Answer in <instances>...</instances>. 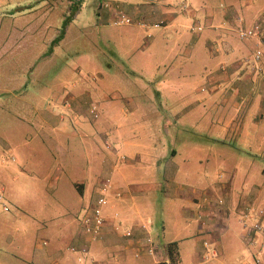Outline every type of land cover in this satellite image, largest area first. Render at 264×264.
<instances>
[{
    "label": "rangeland",
    "instance_id": "obj_1",
    "mask_svg": "<svg viewBox=\"0 0 264 264\" xmlns=\"http://www.w3.org/2000/svg\"><path fill=\"white\" fill-rule=\"evenodd\" d=\"M235 1L238 7L237 0ZM127 2L142 5L146 0H0V264H26L22 260H7L16 252L15 242L24 232H31L39 240L46 239L51 242L50 228L39 231L42 229L43 220L36 213L35 207L38 205L45 212L43 217L47 218L45 223L48 227L52 225L53 229H57L58 225L70 218L75 219L74 225L80 228V195L77 194L73 199L65 189H72L70 179L74 172L77 175L82 173L84 165L81 164L86 160L81 157L79 163H71L74 159L73 153L76 157L80 156L85 146L89 152H99L98 144L90 143V138L84 132L91 133L94 127H115L124 123V116L117 112L130 97L138 101L140 107L136 112L138 114L127 120V125L159 129V133L155 135L158 136V141H166V147L159 146L167 152L172 148L176 150L174 161L180 171L175 175L174 183L200 189L217 186L225 181L232 166L239 159L247 157L249 160V153L259 168L264 167V145L259 141L251 137L247 141L243 134L232 137L234 132L226 133L223 131L225 127H221L219 132L220 126H216L214 133L210 119L199 123L200 113L211 111L209 103L206 106L205 102L196 104L199 107H194L191 116H175L179 111L178 104L183 108L182 100L179 101L182 96L187 95L185 99L189 104L194 103L190 96L195 99L197 95L207 93L200 92L199 87L202 90L207 89L202 84L205 83V74L209 71L202 66L197 69L199 61L205 56L197 57L195 53V61L192 60V55L190 59H186L196 69L197 74L194 77L199 78L194 80L192 86L183 83L184 80L176 72L168 75V70L165 71L164 68V64L167 67L170 62H173V68L178 61L179 64L183 62L176 43H183L186 38L195 39L196 32L190 30V25L198 17L186 16L166 21L167 18L162 19L160 14L154 21H157L159 27L152 26L148 30L139 28L140 32L137 34L133 33L131 26H127L139 24L130 15L133 19L131 24L114 26L109 24V19L106 20L109 17L105 11L112 13L114 17L115 6L128 15L119 4L123 6ZM102 3L108 5L102 6ZM243 5L245 8L252 5L250 12L254 5L258 8V12L255 11L258 14H250L248 22L252 23L264 16V0L247 1ZM228 22L235 24V27L230 28L231 23ZM250 22L246 24L244 21L242 24L248 25ZM227 23L229 29L235 33L239 24L232 19ZM216 24L219 25L220 21ZM22 27H28L32 32L21 37L16 34V30ZM147 31L152 34L151 40L145 37ZM205 32L215 33L204 27L201 34ZM178 33L182 35L178 37ZM216 33L222 35L223 30ZM218 38L215 36L214 41ZM199 45L200 43L197 46ZM118 53L124 54L123 57H117ZM215 61H210L211 65ZM157 62H161L162 66L158 78L153 76L154 81L151 78V81H147L148 78L135 77L129 73V68L151 67ZM190 91L192 92L189 96ZM72 93L84 105V110L80 116L70 118V115L65 116L68 113L65 105L66 99ZM95 104L99 109V116L96 118L89 114V108ZM109 104L110 107H107ZM39 111L44 115L52 112L54 119L59 120V125L46 123L43 120L45 116L39 115ZM61 127L68 128L67 134ZM92 134L94 141H102L99 133ZM262 137L264 141V134ZM225 140L228 143L224 144ZM185 157L191 160L202 158L196 163L183 164ZM206 159H209L208 162ZM250 165L255 167L254 163ZM75 168L78 169L75 171ZM217 172H222L219 176L221 179ZM54 177L59 178L58 191L45 193L43 190L52 188ZM36 189L46 195L40 197V202L32 205L36 198ZM221 201L222 203L217 201L219 205L223 204L222 199ZM261 202L255 199L249 206L258 207ZM168 204L165 202L164 207ZM65 207L70 213L60 212ZM239 214L242 222L243 213L240 211ZM167 217L170 216L167 214ZM233 218L229 223L230 229L241 230L236 217ZM192 224L195 226L191 219L189 225ZM190 231V228L185 229L183 236L187 237L180 242L179 259L176 256L174 264H226L223 260L222 263H205L199 256L193 261L200 242L191 238ZM165 233L169 234L168 226ZM8 237H11L9 243ZM169 238L166 236V240ZM230 239L233 238H228V243ZM237 244L239 245L233 239L230 254L234 256L231 262H234L233 259H236L235 262L240 260L237 254L241 249ZM246 253L245 251L244 254ZM206 257L211 260L215 256ZM246 261L249 263L250 257ZM167 264L171 262L168 260Z\"/></svg>",
    "mask_w": 264,
    "mask_h": 264
},
{
    "label": "crops",
    "instance_id": "obj_2",
    "mask_svg": "<svg viewBox=\"0 0 264 264\" xmlns=\"http://www.w3.org/2000/svg\"><path fill=\"white\" fill-rule=\"evenodd\" d=\"M163 1L162 3L161 0H146L142 5L131 2H127L123 6L121 3L119 4L128 15L142 23V25H127L131 26L133 33L136 32L137 34L140 32L139 28L148 30L152 26L159 27L154 26L157 22L154 21L160 14L162 19L167 18L166 21L186 16L198 17L190 25V30L196 32L195 39L193 37L191 40L186 38L183 43L178 41L176 43L179 46V54L183 57V62L179 64L178 61L174 68L172 67L173 62H170L167 67L164 64V68L165 71L168 70V75H173L176 72L179 77L181 76L180 79L184 80L183 83L192 86L194 80H199V78L194 77L197 74L196 69L186 59H190L192 55L194 56L192 60L195 61V53L197 57L205 56L202 61H199L197 69L202 66L204 70L209 71H207L208 74H205V83L202 84L207 86V89L203 88L204 90H202L199 87L200 90H198L207 93L197 95L193 99L190 96L193 89L190 91L189 96L194 103L189 104L186 103L185 99L187 95L182 96L179 101L182 100L183 108L178 104L179 111L175 116H191L194 113V107H199L196 104L205 102L204 106H206L209 103L211 111L205 110L200 113L199 123L210 119L214 133H216V126H220L219 132L222 130L221 127H225L223 131L225 130L226 133L234 132L232 137L243 134L247 141L251 137L264 145L262 140L264 134V77H262V74L250 70L251 66L243 63V58L252 56L256 48L255 42L249 40L239 41L237 27L234 33L229 29L228 23H231L230 28H234L235 24L232 22L227 23L230 19L235 23V17L242 18L246 21V24L249 23L248 16L254 14L258 8L254 5L250 12L249 8L252 5L245 8L243 3L253 2V0H237L238 7L235 5V0ZM156 11H159V13H156ZM105 12L109 17L106 20L109 19V24L114 25L112 23L114 18L112 13ZM257 12H255V15L258 14ZM233 14H236V16ZM199 19L204 22L201 23ZM219 21L220 24H216ZM197 22L203 26L202 30H204V27L205 29L210 28L215 33L205 32L201 34L202 30L201 32L192 30L191 26ZM221 30H223L222 35L216 33ZM31 32L32 29L30 30L28 27L16 30V34L21 37H25ZM177 35L179 37L182 33ZM215 36L219 38L214 41ZM145 37L149 40L152 39L150 31H147ZM196 42H199L200 45L197 46L199 43L196 44ZM262 45L264 50V44ZM134 47L137 48L135 45ZM120 55L123 57L124 54H116L117 57ZM212 60H216L214 65H211L210 61ZM154 65L151 67L129 68V73L135 77L148 78L147 81L150 78L154 81V77L158 78L160 74L162 63L157 62ZM151 68L154 70L150 71ZM188 75L193 77H188ZM158 97H160V94H158ZM66 101L65 107H67L68 113L65 116L70 115V118L80 116L84 110L81 101H77L73 93L68 96ZM110 105L107 107H110ZM94 106L98 113L97 105ZM158 106L160 107V104ZM139 107L138 101L130 97L119 107L117 112L118 115L124 116V123L117 124L115 127H94L93 132H84V135L90 138V143L98 144L99 152H89L88 147L85 146L84 152H80V156L77 155L76 157V154L73 153L74 159L71 163H79L81 157L86 160L81 164L84 165L82 173L77 175L74 172V176L70 179L73 192L72 189H65L73 199L77 194L80 195L82 207L79 211L80 215L78 214L79 221L85 206L97 196L100 183L108 179L112 185L108 194V204L103 209L105 224L101 239L88 243L87 237L81 231V225L80 228L74 225L73 221L75 219L68 218L69 221L65 220L60 226L58 225L57 229H53L52 225L48 227L45 223L47 218L43 217L45 212L42 210L41 205H38L35 207L37 209L36 213L43 220L42 229L39 231H46L50 228L51 242L46 239L39 240L37 237L32 236L31 232H24L16 240V250H14L16 252L12 253L13 256L7 259L8 261H12V259H15V261L22 260L23 262L26 261V264L167 263L166 247L168 243H175L179 259L178 248L180 242L184 237H187L183 236L185 229L190 228L192 230L189 232L191 238L200 242V248L196 250L197 255L194 253L193 261L199 256V259L205 263L212 261L222 263L223 260L226 264H256V261L264 264L263 234L250 231V226H245L239 219V212L242 213L255 199L261 200V204L264 203V167L259 168L258 163L249 153V160L247 157L246 159H239L232 166L225 181L217 186H206V188L200 189L185 187L186 185L183 183H174L175 175L180 171V167L174 161L176 150L172 148L167 152L162 148L166 147V141L157 140L158 136L155 134L159 133V129L155 127H137L134 124L127 125L130 116L138 114L136 112ZM210 113H217L218 115H211ZM39 115L45 116L43 120L46 123L59 125V120L54 119L52 112L44 115L42 111H39ZM54 128L58 129L60 127ZM61 128L67 134L68 128ZM94 132L102 136L100 143L94 141L92 134ZM226 143L228 142L225 140L224 144ZM159 145H162V147ZM103 147L104 149H102ZM209 155L213 154L209 153ZM201 158L191 160L185 157L183 164L196 163ZM206 160L208 162L209 159ZM253 163L255 164L254 168L250 167V164ZM78 168H75V171ZM217 173L218 178H220L222 172ZM53 181L52 188L43 190L45 193L52 194L58 191L59 178L54 177ZM39 191L38 189L35 190L37 199H33L32 205L40 202L42 200L40 197L46 195H42V192L39 193ZM221 199L223 204L219 205L217 201L222 203ZM165 202L169 203L166 207H164ZM62 211L63 213H70L67 207L63 210L60 209V212ZM167 214L170 217H167ZM233 216L236 217L237 224L241 227L239 231L237 228L231 230L229 227L230 221L234 219ZM191 219L195 226L193 224L189 225ZM185 222L188 223L185 224ZM2 225L6 226L5 223H2ZM167 226L168 235L165 233ZM127 229L132 230L131 237L124 236ZM166 236L170 238L166 240ZM147 238L151 239L150 243L146 241ZM228 238H233L240 245L237 244L241 249L240 253L237 254L240 258L237 262H235L236 259L231 262V258L234 256V254H230L233 239H230L228 243ZM10 239L11 237L7 238V243L10 242ZM83 244L88 245V254L84 259L78 260V256L81 254L80 251L71 252L70 247L75 246L76 249H80ZM149 245L153 249L152 252L147 250ZM243 250L247 253L244 254L245 251ZM212 251L216 252V256L210 260L206 257V254H211ZM245 256H247V259L250 257L249 263L246 261ZM219 257L221 259H218ZM6 264L13 263L7 262Z\"/></svg>",
    "mask_w": 264,
    "mask_h": 264
},
{
    "label": "built area",
    "instance_id": "obj_3",
    "mask_svg": "<svg viewBox=\"0 0 264 264\" xmlns=\"http://www.w3.org/2000/svg\"><path fill=\"white\" fill-rule=\"evenodd\" d=\"M105 6L108 5V3H102ZM115 16L112 20V23L114 25H122V24H131L133 23V19L121 11V9L117 6L114 7ZM236 23H238L237 27V35L240 40H254L256 48L254 49L251 57H245L243 58V63L245 65L251 66V70L256 71L260 74H262V77H264V65H263V58H264V50L263 45L264 44V17H260L256 20H254L252 23L248 25H243L242 22L243 19L239 17L234 18ZM139 25H142L141 22H139ZM154 26H159L158 23H155ZM192 30L195 31H201L203 29V26L200 25L198 22L194 23L191 26ZM89 114L96 118L98 116L97 110L95 106H91L89 108ZM112 185L109 182L108 179H105L102 181L98 187V194L94 198L93 201H90L84 208L81 219H80V225H81V231L87 237L88 243L90 241H96L101 239L102 233H103V227L105 224V215L103 212L104 207L108 204V194L110 192ZM119 195V193H117ZM242 222L245 226H250V231L254 232H260L264 236V204L259 205L258 207L253 206L250 208L247 207L246 211L243 210L242 212ZM248 221H251L250 224H248ZM124 236L131 237L132 236V230L127 229L124 232ZM149 238L146 239L148 243H150ZM86 242V243H87ZM87 243V244H88ZM83 244L80 249H76L75 246L70 247L71 252L80 251V255L78 256V260L84 259L88 254V245ZM149 252H152L153 249L149 245L148 249ZM207 256H216V252L212 251L211 255L208 253Z\"/></svg>",
    "mask_w": 264,
    "mask_h": 264
},
{
    "label": "trees",
    "instance_id": "obj_4",
    "mask_svg": "<svg viewBox=\"0 0 264 264\" xmlns=\"http://www.w3.org/2000/svg\"><path fill=\"white\" fill-rule=\"evenodd\" d=\"M249 41H254V40L250 39ZM175 246H176L175 243L171 242V243H168V245L166 247L167 257H168V260L171 262V264H174L176 262L177 252H176V247ZM160 264H167V263L163 262V263H160Z\"/></svg>",
    "mask_w": 264,
    "mask_h": 264
}]
</instances>
